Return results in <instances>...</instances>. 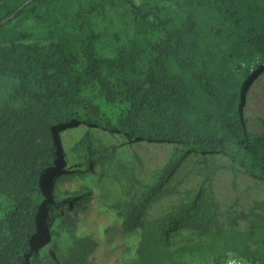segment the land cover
<instances>
[{"label":"trees","instance_id":"16d2710c","mask_svg":"<svg viewBox=\"0 0 264 264\" xmlns=\"http://www.w3.org/2000/svg\"><path fill=\"white\" fill-rule=\"evenodd\" d=\"M28 1L0 0V264H24L26 255L36 257L40 202L55 169L49 161L55 133L66 124L96 127L103 122L100 105L80 96L88 85H97L105 104L121 110L117 130L133 138L176 142L181 153L222 154L264 182V134L247 133L239 101L250 70L264 64V0H188L191 6L209 5L217 17L207 33L199 31L193 14L177 26L168 18L152 19L149 9L134 0H114L129 8L134 28L109 57L96 52L93 31L77 46L63 33L47 42L15 34L8 25L49 0L25 5ZM80 6L82 17L103 11V3L95 0ZM84 26L86 21L78 25ZM165 178L145 191L128 188L111 205V214L94 212L91 190H65L69 196L58 199L63 208L56 219L71 242L62 251L50 233L44 232L43 240L59 264H101V237L111 244L118 237L124 256L133 233L138 240L131 264H178L176 257L183 255L211 256L215 264L229 257L264 264V224L245 231L233 226L249 216L264 221V211L241 212L224 228L216 202L198 191L170 212L150 216L147 210ZM255 208L264 210V201ZM98 215L107 223L101 231L78 232L83 218ZM183 227L193 236L177 238Z\"/></svg>","mask_w":264,"mask_h":264},{"label":"rangeland","instance_id":"374dc122","mask_svg":"<svg viewBox=\"0 0 264 264\" xmlns=\"http://www.w3.org/2000/svg\"><path fill=\"white\" fill-rule=\"evenodd\" d=\"M81 1L38 2L32 10L13 20L8 28L15 34L27 36L29 41H55L63 33L73 46H77L87 32L93 31L97 35L96 52L101 56H112L114 48L119 45L118 41H125L133 32L134 23L129 8L119 6L118 1L114 0H110L113 3L95 0L103 3V11L82 17ZM134 2L147 7L152 19L168 18L177 26L193 14L201 24V33H207L218 23L217 17L206 4L203 7L191 6L188 0ZM82 21H86V26L80 29L78 25ZM235 73L238 77L241 72L235 69ZM249 74L239 96L241 119L247 133L263 135L264 64L250 70ZM80 96L100 105L103 122L96 127L83 122L66 124L55 133V148L49 159L51 168L55 169L47 177L45 198L40 202L38 230L34 240L36 257L26 255L27 263L24 264H59L43 240V233H50L51 241H56L62 251L70 244V233L59 229L56 219L57 213L63 208V202L58 199L69 196L65 195V190L75 191L80 187L91 190L94 212L100 215V212L107 211L111 214V205L123 199L128 188L145 191L165 176L155 200L147 210L150 216L157 217L170 212L188 202L198 191L216 202L223 213L219 223L224 228L231 227L232 219L241 212L249 213L251 209H255L256 213L264 211L255 208V203L264 201V182L244 173L227 156L197 155L189 151L181 153L178 151L180 144L176 142L133 138L127 132L116 129V119L121 110L105 104L97 85L82 88ZM72 175L71 180H66ZM59 178L62 184L56 188L54 184ZM99 215L91 216L88 220L81 217L84 225L78 228V232L101 231L107 223ZM253 224H264V221L249 216L245 220L238 219L233 226L245 231ZM176 235L177 238L193 236L192 231L184 227ZM137 240L138 234L129 236L125 243L128 253L123 256L118 237L113 244L101 237L97 259L101 264H131ZM176 259L178 264H215L211 256L183 255Z\"/></svg>","mask_w":264,"mask_h":264},{"label":"built area","instance_id":"2783aa9c","mask_svg":"<svg viewBox=\"0 0 264 264\" xmlns=\"http://www.w3.org/2000/svg\"><path fill=\"white\" fill-rule=\"evenodd\" d=\"M223 264H250L247 261L237 258V257H229Z\"/></svg>","mask_w":264,"mask_h":264},{"label":"water","instance_id":"95a60500","mask_svg":"<svg viewBox=\"0 0 264 264\" xmlns=\"http://www.w3.org/2000/svg\"><path fill=\"white\" fill-rule=\"evenodd\" d=\"M32 1H33V0H29L28 2L25 3V5H27L28 3L32 2ZM25 5H23L22 7H20V10H21ZM15 15H16V13H13V14L10 15L7 19L3 20V21L1 22V24L6 23L7 20L12 19Z\"/></svg>","mask_w":264,"mask_h":264}]
</instances>
